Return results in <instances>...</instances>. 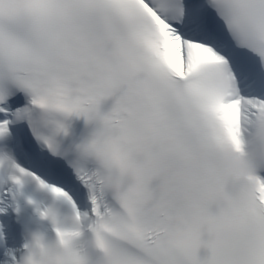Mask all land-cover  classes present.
<instances>
[{
	"label": "snow or ice",
	"instance_id": "snow-or-ice-1",
	"mask_svg": "<svg viewBox=\"0 0 264 264\" xmlns=\"http://www.w3.org/2000/svg\"><path fill=\"white\" fill-rule=\"evenodd\" d=\"M249 145L259 171L264 0H0V202L68 206L102 264H264V177L223 167Z\"/></svg>",
	"mask_w": 264,
	"mask_h": 264
},
{
	"label": "clouds",
	"instance_id": "clouds-1",
	"mask_svg": "<svg viewBox=\"0 0 264 264\" xmlns=\"http://www.w3.org/2000/svg\"><path fill=\"white\" fill-rule=\"evenodd\" d=\"M223 167L234 181L250 184L258 171L254 148L249 145L247 150L231 148L225 151ZM40 214L42 219L52 224L55 236L49 238L42 232L32 233L20 264H81L86 258L85 254L89 253L88 249L95 247L92 237L85 240V231L81 230L73 216L62 217L54 206L45 208ZM201 247H206L203 238Z\"/></svg>",
	"mask_w": 264,
	"mask_h": 264
},
{
	"label": "bare ground",
	"instance_id": "bare-ground-1",
	"mask_svg": "<svg viewBox=\"0 0 264 264\" xmlns=\"http://www.w3.org/2000/svg\"><path fill=\"white\" fill-rule=\"evenodd\" d=\"M5 204H6V202H5Z\"/></svg>",
	"mask_w": 264,
	"mask_h": 264
}]
</instances>
